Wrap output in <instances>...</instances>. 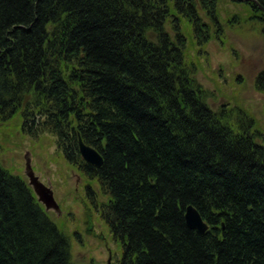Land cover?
Listing matches in <instances>:
<instances>
[{
    "label": "trees",
    "instance_id": "obj_1",
    "mask_svg": "<svg viewBox=\"0 0 264 264\" xmlns=\"http://www.w3.org/2000/svg\"><path fill=\"white\" fill-rule=\"evenodd\" d=\"M224 1L0 0V120L20 114L26 136L55 137L100 184L119 264H264V145L250 114L209 106L187 53L224 33ZM230 1L264 25V0ZM80 137L102 167L82 159ZM2 153L0 264H76Z\"/></svg>",
    "mask_w": 264,
    "mask_h": 264
},
{
    "label": "rangeland",
    "instance_id": "obj_2",
    "mask_svg": "<svg viewBox=\"0 0 264 264\" xmlns=\"http://www.w3.org/2000/svg\"><path fill=\"white\" fill-rule=\"evenodd\" d=\"M235 4L225 0L221 5L222 39H213L191 51L189 43L187 53L209 106L218 110L230 104L234 111L250 114L255 121L256 139L264 145V93L255 87L257 74L264 70V25L250 20V13ZM234 15L238 20L230 22ZM22 123L20 114L8 121L0 120L3 166L28 183L32 171L53 192L60 211L47 212L71 240L76 264H119L121 251L103 216L107 194L96 180L65 159L55 137L26 136Z\"/></svg>",
    "mask_w": 264,
    "mask_h": 264
},
{
    "label": "water",
    "instance_id": "obj_3",
    "mask_svg": "<svg viewBox=\"0 0 264 264\" xmlns=\"http://www.w3.org/2000/svg\"><path fill=\"white\" fill-rule=\"evenodd\" d=\"M80 151L83 158L88 163L95 165L96 167L102 166V157L94 149L85 146L82 141H80ZM30 177L35 191L40 197V200L44 202L48 209L54 208L59 211V206L56 204L52 191L40 183L38 179L33 176V174H31ZM186 219L188 225L191 228L196 229L200 234H204L206 232L208 228L207 225L204 223L199 212L193 207H188Z\"/></svg>",
    "mask_w": 264,
    "mask_h": 264
},
{
    "label": "bare ground",
    "instance_id": "obj_4",
    "mask_svg": "<svg viewBox=\"0 0 264 264\" xmlns=\"http://www.w3.org/2000/svg\"><path fill=\"white\" fill-rule=\"evenodd\" d=\"M91 180H94V179H91ZM121 258H122V256H121ZM121 258H120V260H121ZM120 260H119V261H120Z\"/></svg>",
    "mask_w": 264,
    "mask_h": 264
}]
</instances>
